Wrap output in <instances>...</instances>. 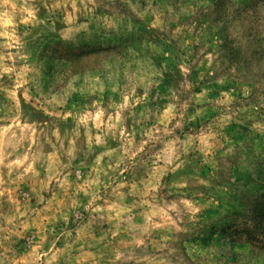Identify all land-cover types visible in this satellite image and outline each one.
Here are the masks:
<instances>
[{
	"label": "rangeland",
	"instance_id": "obj_1",
	"mask_svg": "<svg viewBox=\"0 0 264 264\" xmlns=\"http://www.w3.org/2000/svg\"><path fill=\"white\" fill-rule=\"evenodd\" d=\"M257 215L264 0H0V264H264Z\"/></svg>",
	"mask_w": 264,
	"mask_h": 264
},
{
	"label": "trees",
	"instance_id": "obj_2",
	"mask_svg": "<svg viewBox=\"0 0 264 264\" xmlns=\"http://www.w3.org/2000/svg\"><path fill=\"white\" fill-rule=\"evenodd\" d=\"M80 54H78L77 56H79ZM256 221L254 222V227H261L264 225V221H262L261 219H259V215H257L255 217Z\"/></svg>",
	"mask_w": 264,
	"mask_h": 264
}]
</instances>
